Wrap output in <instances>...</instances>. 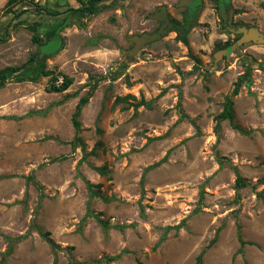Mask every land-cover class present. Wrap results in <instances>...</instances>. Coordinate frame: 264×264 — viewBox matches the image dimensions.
<instances>
[{
	"label": "rangeland",
	"instance_id": "1",
	"mask_svg": "<svg viewBox=\"0 0 264 264\" xmlns=\"http://www.w3.org/2000/svg\"><path fill=\"white\" fill-rule=\"evenodd\" d=\"M154 2L181 21L177 0ZM232 4L264 34V0ZM140 8L115 44L84 38L103 50L76 58L74 43L48 76L15 73L41 48L31 31L0 35V264H264V41L216 59L239 34L204 0L191 30L129 55L128 37L158 25Z\"/></svg>",
	"mask_w": 264,
	"mask_h": 264
},
{
	"label": "crops",
	"instance_id": "2",
	"mask_svg": "<svg viewBox=\"0 0 264 264\" xmlns=\"http://www.w3.org/2000/svg\"><path fill=\"white\" fill-rule=\"evenodd\" d=\"M9 1L0 0V35L8 25L11 28H22L25 33L27 31H31L33 35L36 33L38 41H34L37 43L35 47L41 46L38 55L34 56L29 64L20 65L15 73H25L27 70L41 72L47 61L62 63L60 60H65L74 43L79 46L76 58L84 59L90 55L96 57L103 49L90 45L92 49L88 48V53L85 54L87 47H84V38L115 44L116 40L128 31L130 24L137 21L141 6L149 13L156 8L154 0H15L12 3ZM127 1L134 6L126 7L120 4ZM91 5L99 11L92 13L88 9ZM119 11L123 14L120 15ZM121 23H124V32L118 29ZM55 41H59V46L53 44ZM51 44V49H44ZM109 51H116V48L113 47Z\"/></svg>",
	"mask_w": 264,
	"mask_h": 264
},
{
	"label": "water",
	"instance_id": "3",
	"mask_svg": "<svg viewBox=\"0 0 264 264\" xmlns=\"http://www.w3.org/2000/svg\"><path fill=\"white\" fill-rule=\"evenodd\" d=\"M194 0H179L177 5L182 7H190L193 4ZM230 18L228 19V28L229 30L241 34V36L233 42L227 48H223L216 52V59L222 56H229L230 52L235 50L238 46L247 43V42H263L264 34L260 31L259 28L255 26H247V25H237L233 26L232 22V13L233 9H230ZM189 14V10L186 15ZM152 18H156L162 21L160 27L153 32H143L142 34H133L128 37L130 41L134 43L133 47L128 51L129 55H134L138 52V50L144 46L145 44L155 41L161 38L164 34L168 32V27H172V22L167 16V6L161 5L153 14H151ZM195 24H197V20H194L191 26H186L184 31L181 32V35L190 30ZM125 52V50H122Z\"/></svg>",
	"mask_w": 264,
	"mask_h": 264
},
{
	"label": "trees",
	"instance_id": "4",
	"mask_svg": "<svg viewBox=\"0 0 264 264\" xmlns=\"http://www.w3.org/2000/svg\"><path fill=\"white\" fill-rule=\"evenodd\" d=\"M15 0H10L9 2L12 3ZM88 9L92 12V13H97L99 10L95 7H93L92 5L90 7H88ZM184 38V37H181ZM38 36L36 35V33L33 35V40L35 42H37L38 40ZM41 74L43 76H48V73L45 72V70H41L40 73H38V75ZM38 75L35 76H29V80H36L38 78ZM26 78V79H27ZM6 82V77L3 71H0V87H2ZM73 79L71 77H69L68 75H63V79L62 82L59 86H53L52 87V91L53 92H62L65 91L66 89L69 88V86L72 84ZM239 82L237 83V86L234 89V94H238V89H239ZM94 89V87H93ZM91 93L87 94L86 96H83L80 98L78 104L76 105L75 111L73 113V118H72V122H73V126L75 128V137L74 139L78 138V134L81 130V122L79 120V116L82 112V108L85 106V104L88 102ZM234 117V112H233V99L230 98L229 100L226 101L225 103V107L224 110L221 112V114L217 117V124H216V131H219L220 127H221V122L225 119H230L232 120ZM236 127V126H235ZM153 166V165H152ZM151 166V167H152ZM236 185L238 188H241L243 185H245V182L243 180V178L241 176H238L236 179ZM46 240L51 244L52 247H56L55 243L52 241L51 238L48 237V234H45ZM197 264H202V258L201 255L198 257V262Z\"/></svg>",
	"mask_w": 264,
	"mask_h": 264
},
{
	"label": "flooded vegetation",
	"instance_id": "5",
	"mask_svg": "<svg viewBox=\"0 0 264 264\" xmlns=\"http://www.w3.org/2000/svg\"><path fill=\"white\" fill-rule=\"evenodd\" d=\"M177 1H179V0H177ZM213 2H214V6H215L214 9L217 11L219 19L225 21L226 22L225 24H227V27L229 26L228 19L231 17L229 10L233 9L232 22H233V26H237L234 22V17L236 16V8L233 6L232 0H213ZM159 7L160 6H156L155 10L148 14L149 18H151L152 20L154 19L155 22L158 23V25L154 26V24H151L152 28H147L146 30L141 31L140 33H136V34H142L143 32H148L147 30H150L149 32H153L160 27V25L162 24V21L151 17V14H153ZM180 7L182 9V11L179 12L180 18H181L180 22L174 20L171 17L170 12L168 10V7H167V16L173 24L172 27H168V32L175 30L181 36V32L184 31V28L186 26H191L194 20H197V23L199 22L198 21L199 16L204 12V0H194L193 4L190 7H182V6H180ZM188 10H189V14L186 15ZM240 36H241V34H239V37ZM133 45H134V43L132 44V46Z\"/></svg>",
	"mask_w": 264,
	"mask_h": 264
},
{
	"label": "built area",
	"instance_id": "6",
	"mask_svg": "<svg viewBox=\"0 0 264 264\" xmlns=\"http://www.w3.org/2000/svg\"><path fill=\"white\" fill-rule=\"evenodd\" d=\"M61 80V82H62V79H60Z\"/></svg>",
	"mask_w": 264,
	"mask_h": 264
}]
</instances>
